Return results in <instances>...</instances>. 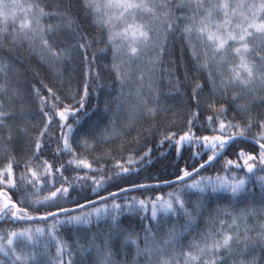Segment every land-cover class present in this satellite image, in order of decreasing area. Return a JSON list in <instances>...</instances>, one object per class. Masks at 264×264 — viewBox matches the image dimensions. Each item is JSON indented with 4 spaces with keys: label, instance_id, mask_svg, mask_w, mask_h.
<instances>
[{
    "label": "snow or ice",
    "instance_id": "snow-or-ice-1",
    "mask_svg": "<svg viewBox=\"0 0 264 264\" xmlns=\"http://www.w3.org/2000/svg\"><path fill=\"white\" fill-rule=\"evenodd\" d=\"M73 7V0H66V3L56 5L57 11L48 12L39 0H0V53H3L0 54V78H3L0 93L10 92L9 73H14V53L25 44L53 70L57 64L71 61L77 55L82 56L87 66L83 94L69 90L65 97L67 103L47 85H44L47 96L41 95L39 89L24 90L26 100L33 95L39 99L45 122L39 136L32 141L34 149L29 148L25 153L19 178L14 174V167H19L20 162L11 154L8 144L0 146L8 160L0 169V220L7 218L5 222L28 224L0 233V264H65L64 254L67 252L70 257L74 254L71 247L58 238L59 228L91 225L93 219L99 222L108 218L111 225L102 243L96 244L98 237L93 236L92 243L78 245L79 258H70L67 264H88V256L93 252L97 264H118L111 259L113 250H123L128 245L134 246L135 255L142 264H259L256 249L264 251V225L253 236L254 230L247 227V218L256 214L255 208L239 212L230 208L257 197L264 205V116L256 119L252 115L253 107L264 108V0H81L80 7L93 24L106 33L105 39L111 49V70L117 88L115 95L110 94L111 99L105 101V112L111 114L106 124L103 115L90 124L84 120L88 116L89 78L95 55L91 60L87 55L93 42L77 24ZM45 18H56L60 23L45 25ZM60 33L65 35L58 39ZM176 33L188 45L197 67L207 71L213 89L222 97L231 93L229 102L235 105L234 111L241 119L236 122L222 119L225 108L221 105L207 116L206 125H201L210 132L208 135L197 136L193 132L199 111L186 113L188 127L178 139H175L176 132H166L161 144L168 141L170 146L174 145L177 156L188 142L199 145L202 150L207 149L204 153L207 158L196 152L203 162L183 168L177 165L175 181L161 177L164 185L181 184L182 187L178 192L169 193L167 200L157 196L151 201V221H158L162 214L163 217L178 216L183 223L165 226L163 231L159 222L156 230L149 224L141 237L139 233L122 227L119 216L125 210L129 213L146 210L145 199L132 197L124 205L117 203L116 199L121 193L147 191L160 186L159 183L151 185L133 179L141 170L136 165H142L145 160L151 163V149L139 159L129 155L122 162V158L112 157L114 162L105 173L108 160L97 158V163L104 160V164L93 168L92 163L76 155L72 144L81 139L86 147L91 146L90 141L102 146L112 137L122 135L116 127V121L122 115L127 118V127L131 129L142 116H154L157 111L165 110L159 106L150 107L143 98L142 89L147 80L149 90L155 91L153 77L158 65L162 64L169 37ZM95 75L99 77V72ZM133 83L138 85L134 91L129 88ZM126 88H129L127 92ZM11 91L14 95L20 93L18 87ZM202 91L203 86L197 84L190 96L196 101L197 108H201L199 93ZM206 107L212 108V105ZM69 117H72L71 122ZM13 119L29 121L34 116L24 110L17 116L14 112L4 111L0 104V126L7 127L6 121ZM54 120L60 133L50 162L41 157L47 147L44 137ZM253 128L258 131L253 133ZM20 131L27 136V129ZM249 137L258 149L254 147L252 151H245L241 148L237 161L226 160L224 175H200L202 170L214 167L229 149L235 152V146ZM12 138L10 128L7 139L11 141ZM65 154L73 159L57 166ZM257 162L261 175L256 174ZM70 168L101 175L97 178L85 173L69 179L65 173ZM233 168L246 169L245 175H237ZM89 180L91 194L97 197L96 200L90 198L84 187ZM124 184L130 187L122 186ZM250 184L253 186L249 187ZM257 184L258 193L254 191ZM109 187L117 188L118 192L108 191ZM102 191H108L107 196L102 195ZM193 192L199 194V204L190 210L181 194ZM108 200L112 201L111 205ZM219 201L228 204L221 206ZM206 202L217 204L209 212V223L213 227L197 232ZM261 212L264 213V207ZM219 215L230 217V223L227 219L217 220ZM33 223H43L45 227H32ZM216 224H219L218 228L214 227ZM193 233L195 236L187 239ZM45 237L44 251H37ZM53 243L56 260H44ZM229 257L232 258L230 261Z\"/></svg>",
    "mask_w": 264,
    "mask_h": 264
},
{
    "label": "trees",
    "instance_id": "trees-1",
    "mask_svg": "<svg viewBox=\"0 0 264 264\" xmlns=\"http://www.w3.org/2000/svg\"><path fill=\"white\" fill-rule=\"evenodd\" d=\"M42 6H45L46 11L55 12L57 11L56 5L66 3V0H39ZM81 0H73L74 7L72 14L77 17V24H79L81 31L92 41V45L87 49V55L89 59L95 55V62L91 64L92 74L89 78V99L87 101L86 110L88 116L84 117V120L90 124L91 122L97 120L101 115L105 117L104 123H109L111 119V114L105 112V101L111 99V95H115V90L117 85L115 83L114 73L111 70V49L106 42V33L101 29L97 28L92 20L88 18L84 10L80 7ZM45 25L52 24L56 25L60 21L56 18L48 19L45 18L43 21ZM183 23V22H182ZM75 26V25H74ZM65 33H60L57 37L58 39L63 38ZM3 54V53H0ZM14 73H9V79L12 83L9 85L10 92L8 94L0 93V104L3 105L4 111L14 112L17 116L24 110L31 112L34 119L29 121H23L19 119H13L6 121L7 127L0 126V146L8 144L10 147L11 154L15 157L17 161L20 162L19 167H14V174L16 178H19L20 174L23 172V160L25 159V153L29 148L34 149V143L32 141L39 136L41 130H43V125L45 118L40 112V102L34 95L30 100H26L24 97V90L32 92L34 89H39L41 95L47 96V89L44 85L53 88L57 95L61 97L65 103L69 102L65 100V97L69 95V90L76 92L77 90L82 95L84 82H85V71L86 64L83 61L82 56L77 55L75 59L71 61H66L63 64H57L56 69L53 70L49 65L42 61L35 53H33L28 46L25 44L23 47H19L14 53ZM57 71L59 75H57ZM99 72V77L95 75ZM3 78H0L2 82ZM172 81V83H170ZM153 88L154 92L150 91L147 87L148 81H144L143 98L148 103L150 107H157L165 109L163 111H157L154 116H142L136 123V126L129 129L127 127V118L123 115L116 121L117 131L121 132L122 135L117 137H112L110 142H105L101 146L99 142L92 144L91 146H84L83 140L77 139L75 143L72 144V148L79 158L86 159L88 162L93 164V168H99L104 164V160H108L109 163L105 167V173L108 168L111 167L112 157L117 160L122 158V162L126 161L128 156L131 155L136 159L144 155L151 149L149 159L151 163L149 164L147 160L144 161L142 165H136L140 167V172L138 175H134L133 179L139 183H146L151 185H156L159 183V187L151 190H135L128 193H121L118 195L116 202L127 203L132 197L137 200L145 199L148 207L146 210H140L136 213H129L128 211H123L119 216V223L125 229H128L132 233H139L141 237L144 235V228L151 224L153 230H156L158 222L161 225V231L163 228L170 227L172 224L180 226L183 220L178 216H168L163 217L161 214L158 217V221H151V201H155L157 196L164 197L165 200L168 199L169 193L178 192L182 187L181 184H173L171 186L164 185L162 180H175L177 173V165L183 168L186 165H191L197 162H203L199 156L195 155L196 152H200L201 156L206 159L205 152L207 149H201L199 146H194L192 144H184L181 149V155L177 156L175 152V146L171 145L168 141L161 144L166 132H176L175 137L178 138L182 135L184 131L187 130V120L185 118L187 112H200L196 126L193 127V132L195 135H205L210 134L209 131H205L201 125H206L207 116L212 115L214 109L219 108L221 105L224 106L225 112L221 117L226 121H239L241 117L237 115L234 111L235 105L229 102L231 93L228 97H222L218 91H215L212 84L209 81L207 71L200 70L196 62L192 59L191 51L188 45L183 42L179 33L174 36H170L168 40V45L165 54L162 57V64L158 65V70L153 77ZM202 85L203 91L199 93L200 100L202 102L201 108H197L196 101L191 100L190 96L196 85ZM138 85L133 83L129 86L131 90H135ZM18 87L20 89L19 94H12L13 89ZM129 88H126L127 92ZM111 94V95H110ZM158 97V100H157ZM52 101L49 100V103ZM207 104H211L212 108H207ZM252 115L254 118L259 119L260 116H264V108L260 106H255L252 109ZM58 119V118H57ZM72 121V117H69V122ZM87 126V125H85ZM103 127V124L101 125ZM11 128L12 140L7 139L9 135V129ZM20 129H27V136ZM258 129L253 128V133L257 132ZM60 129L53 121L50 130L44 137V142L47 145L45 148V155L42 159H48L51 162V153L55 151L57 138L59 137ZM258 149V145H255L251 137L249 139L239 143L235 146V152L229 149L224 155L219 158V162L215 164L214 167H208L200 172L201 176H216L217 174L224 175V164L226 160L237 161V154L241 148L245 151H252L253 148ZM30 154V153H28ZM104 157V160H100L97 163V158ZM73 159L71 155L65 154L63 159L58 161L59 163H66L68 160ZM242 164V161H239ZM8 160L5 158L2 151H0V169L6 166ZM74 167V166H73ZM260 165L257 162L256 174L261 175L259 171ZM189 170L191 168L189 167ZM234 172L239 176H244L245 170H236L233 168ZM88 176L96 175L97 178L101 173L89 172L86 169L72 171L71 168L65 173L69 179H73L77 175ZM230 174V173H229ZM251 175V174H249ZM198 179L199 177H195ZM253 179H255L253 177ZM191 180L188 181L190 183ZM91 181L89 180L87 184L84 185L90 198L96 200L97 197L91 194L90 188ZM124 187H130L128 184L122 185ZM253 185H249L252 187ZM76 187L79 189L80 185L77 184ZM108 191L118 192L115 187H109ZM108 191H102L101 194L107 196ZM254 191L259 192V185H255ZM182 198L185 200L187 207L191 210L197 208L199 204V194H181ZM76 194L73 193V197ZM15 199V197H14ZM81 203H86V201L81 200ZM107 203L111 205L112 201L108 200ZM221 206L227 205V201H219ZM69 207H74V205H67ZM97 206H100L97 204ZM217 207L215 203H205L203 214L199 220V227L196 229L197 232L203 231L206 227H213L209 223V212ZM261 205L259 198L252 201H245L235 208H230L232 211L239 212L242 209H253L255 208L256 214L250 215L247 218V227L253 229L254 231L251 235L255 236L257 232L260 231L261 226L264 225V213L261 212ZM90 210V209H89ZM199 210V209H198ZM219 219H227L230 223L231 218L219 215L216 217ZM7 218L0 220V233L5 232L8 229L22 228L28 226L26 222H19L13 224L11 221L5 222ZM164 221L167 224L164 225ZM111 225V219H101L97 222L93 219L91 225H82L77 227L62 226L57 232L58 238L68 244L71 247V251L74 255H70L66 252L63 256L65 264L67 261L72 259H78V245L87 246L92 243V237L96 236V244H101L103 239L108 235L109 228ZM32 227H45L43 223H33ZM214 227H219L216 224ZM195 236H188L187 239H192ZM47 238H42L41 246L37 251H44L43 243ZM49 255L44 257V260H56V249L53 243L48 249ZM256 255L259 264H264V251L257 248ZM113 261L118 262V264H142L135 255L134 246L128 245L123 250H113V256L111 257ZM229 261L232 259L228 258ZM88 264H97V257L94 252L88 256Z\"/></svg>",
    "mask_w": 264,
    "mask_h": 264
},
{
    "label": "rangeland",
    "instance_id": "rangeland-1",
    "mask_svg": "<svg viewBox=\"0 0 264 264\" xmlns=\"http://www.w3.org/2000/svg\"><path fill=\"white\" fill-rule=\"evenodd\" d=\"M205 135H208V134H205ZM199 136H203V135H199ZM179 138V137H178ZM178 138H176V139H178ZM185 144H192V145H194L195 147L196 146H199V145H196V144H194V143H188V142H185ZM200 147V146H199ZM191 183V182H190ZM117 203H119V202H117ZM121 205H124V204H126V203H120Z\"/></svg>",
    "mask_w": 264,
    "mask_h": 264
},
{
    "label": "water",
    "instance_id": "water-1",
    "mask_svg": "<svg viewBox=\"0 0 264 264\" xmlns=\"http://www.w3.org/2000/svg\"><path fill=\"white\" fill-rule=\"evenodd\" d=\"M172 181H175V180H172Z\"/></svg>",
    "mask_w": 264,
    "mask_h": 264
}]
</instances>
